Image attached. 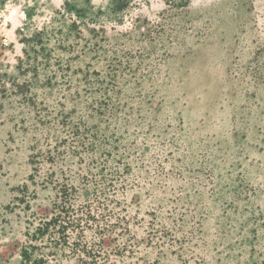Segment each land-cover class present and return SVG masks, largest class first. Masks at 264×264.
Returning a JSON list of instances; mask_svg holds the SVG:
<instances>
[{
  "label": "rangeland",
  "instance_id": "obj_1",
  "mask_svg": "<svg viewBox=\"0 0 264 264\" xmlns=\"http://www.w3.org/2000/svg\"><path fill=\"white\" fill-rule=\"evenodd\" d=\"M0 264H264V0H0Z\"/></svg>",
  "mask_w": 264,
  "mask_h": 264
},
{
  "label": "trees",
  "instance_id": "obj_2",
  "mask_svg": "<svg viewBox=\"0 0 264 264\" xmlns=\"http://www.w3.org/2000/svg\"><path fill=\"white\" fill-rule=\"evenodd\" d=\"M56 222H57V217H52L48 221L43 222L42 225H44V229H45V228H47V225H49V224H56ZM57 226H58V230L64 231L65 226L62 225V223H59ZM36 230H40V228L37 227ZM22 256L24 258H26L27 252L25 250L22 251Z\"/></svg>",
  "mask_w": 264,
  "mask_h": 264
}]
</instances>
